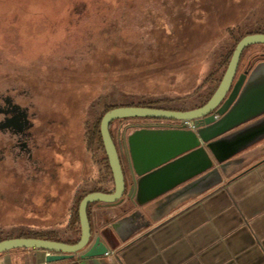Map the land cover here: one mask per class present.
<instances>
[{
	"label": "rangeland",
	"instance_id": "374dc122",
	"mask_svg": "<svg viewBox=\"0 0 264 264\" xmlns=\"http://www.w3.org/2000/svg\"><path fill=\"white\" fill-rule=\"evenodd\" d=\"M263 22L264 0H0V92L33 116L26 155L35 166L20 176L23 161L0 140V230L66 232L76 191L103 172L85 130L97 101L176 112L225 68L232 33ZM262 50L250 47L241 70Z\"/></svg>",
	"mask_w": 264,
	"mask_h": 264
},
{
	"label": "crops",
	"instance_id": "0c3cea01",
	"mask_svg": "<svg viewBox=\"0 0 264 264\" xmlns=\"http://www.w3.org/2000/svg\"><path fill=\"white\" fill-rule=\"evenodd\" d=\"M258 54L264 55V50ZM196 104L188 102L175 111H193ZM122 124L124 132L116 125L118 151L125 159L129 191L134 179L141 181L169 160L172 152L162 146L170 139L156 128L169 122L137 119ZM205 148L212 168L160 197L145 204L124 199L89 207L92 244L100 239L108 250L105 256L81 260L85 251L53 264H264V116ZM101 167L102 175L90 188L113 193L109 170ZM53 237L72 245L81 238L80 223L72 219L66 232ZM48 255L22 251L0 264H47Z\"/></svg>",
	"mask_w": 264,
	"mask_h": 264
},
{
	"label": "water",
	"instance_id": "95a60500",
	"mask_svg": "<svg viewBox=\"0 0 264 264\" xmlns=\"http://www.w3.org/2000/svg\"><path fill=\"white\" fill-rule=\"evenodd\" d=\"M252 46L264 47V35L247 36L237 45L219 88L208 104L201 109L172 112L150 108H118L103 117L100 134L115 189L111 194H90L81 202L79 206L81 238L78 244L68 245L39 239H12L0 243V254L20 249L39 250L49 253L46 257L47 264L70 260L85 251L81 260L103 257L108 253L107 248L100 239L93 244L91 240L88 216L91 205H116L124 200L127 193L128 199L145 204L211 169L213 164L205 146L240 126L264 116V61L253 66V61L250 60L246 67L248 71L235 82L243 53ZM127 119L167 121L168 126L160 125L156 128L164 130V137L170 139L169 144L178 142L184 149H190L181 157L169 159L160 169L141 181L134 179L129 191L118 149L110 131L113 122ZM188 123L192 125L189 130ZM174 134H177V137L170 138Z\"/></svg>",
	"mask_w": 264,
	"mask_h": 264
},
{
	"label": "trees",
	"instance_id": "16d2710c",
	"mask_svg": "<svg viewBox=\"0 0 264 264\" xmlns=\"http://www.w3.org/2000/svg\"><path fill=\"white\" fill-rule=\"evenodd\" d=\"M235 37L234 42L232 44H230L229 46V50H228V55L225 56V60L223 61V65H225V68L222 69L216 78H214V80L210 81V84L207 85L206 89L203 91V93L199 96V99L197 101V104L192 108V110H196V109H201L204 106H206L208 104V102L211 100V98L214 96V94L216 93L217 89L220 86V83L228 69L230 60L233 56L234 50L236 49L237 45L247 36L250 35H257V34H262L264 35V22H263V28L258 29L256 31H247L245 32V27L241 26L239 28V31H237L236 33H232ZM263 47V46H262ZM249 49V48H248ZM245 50V52L243 53L242 59H241V63L240 66L242 65V62L245 58L246 52L247 50ZM251 60L253 61V66L259 64L260 62L264 61V55L263 54H256L253 55L251 57ZM103 99H107V97L102 98ZM100 112L97 115V120H95V125L94 128L92 129V132L88 131V126H86V131H87V135L90 136L92 139H96V148L97 151L102 153L104 156V159L102 160V165L105 166L106 169L109 170V173L111 175L112 181L113 180V175L109 166V162L107 160V156L105 153V149H104V145H103V141H102V137L100 134V124L101 121L103 119V117L110 111L114 110V109H118L119 107H104V105L102 106V102H100ZM94 122V121H93ZM89 137V138H90ZM93 193H104V194H111L110 191L104 190L102 188H98V187H82L80 189H78L74 195V213H73V219H76V221L79 222V206L81 204V202L90 194ZM80 223V222H79ZM12 239H39V240H46V241H53V242H59V243H63L66 244V242H62L60 241L57 237H44L40 234H38L37 232L30 230V229H26V228H12V229H8V230H0V243L4 242V241H8V240H12ZM80 240H77L75 242H72V245H76L78 244Z\"/></svg>",
	"mask_w": 264,
	"mask_h": 264
},
{
	"label": "flooded vegetation",
	"instance_id": "af4514ba",
	"mask_svg": "<svg viewBox=\"0 0 264 264\" xmlns=\"http://www.w3.org/2000/svg\"><path fill=\"white\" fill-rule=\"evenodd\" d=\"M247 71L248 70L246 68H244V70L242 71L240 66L235 78V82L243 73ZM214 78L216 77H213L212 80H214ZM209 84H210V80L207 85ZM206 87L204 89H206ZM202 93L203 92H201L199 95L194 97L195 99H193V101L197 102L199 96ZM5 94L6 93L3 94L0 92V140L4 142L3 143L4 145H7L9 151L13 155V159L17 162V164L18 162L23 161V163L19 164V167L16 170L17 172L20 173L19 175L21 176L24 170H30L35 168V166L32 163H30V160L26 155V152L29 151V145L31 143V139L29 138V136L33 129V124H32L33 116L30 114L29 108L20 105L16 101V97H11ZM97 102H105V101L99 99ZM97 104L99 105V109L98 111H96V115L94 116L93 119L94 122H92L91 125L88 126L89 128H91L90 132H92V129L94 128V125L96 123L95 120H97V115L101 109L100 106L101 104L100 103ZM142 121L150 122V120H142ZM122 122L123 121L117 122L121 130L125 128ZM176 125H181V124L176 123ZM86 126H85V130H86ZM189 129L190 128H188V130ZM162 149L167 153L172 152V154H169L168 159L181 157L190 150L188 148L184 149L178 142L171 143L167 145V147L162 146ZM127 194L124 199L128 200L129 202L130 201L134 202L127 198Z\"/></svg>",
	"mask_w": 264,
	"mask_h": 264
},
{
	"label": "built area",
	"instance_id": "2783aa9c",
	"mask_svg": "<svg viewBox=\"0 0 264 264\" xmlns=\"http://www.w3.org/2000/svg\"><path fill=\"white\" fill-rule=\"evenodd\" d=\"M187 126H188V128H192L191 123H188Z\"/></svg>",
	"mask_w": 264,
	"mask_h": 264
}]
</instances>
